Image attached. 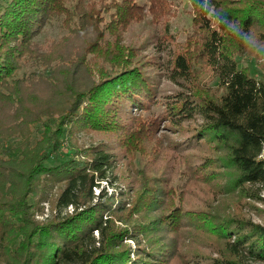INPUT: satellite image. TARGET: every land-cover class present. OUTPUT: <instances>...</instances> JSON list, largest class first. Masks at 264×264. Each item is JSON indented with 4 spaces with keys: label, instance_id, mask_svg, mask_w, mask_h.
Returning <instances> with one entry per match:
<instances>
[{
    "label": "trees",
    "instance_id": "16d2710c",
    "mask_svg": "<svg viewBox=\"0 0 264 264\" xmlns=\"http://www.w3.org/2000/svg\"><path fill=\"white\" fill-rule=\"evenodd\" d=\"M188 1L162 94L123 33L174 0H0V264H264L243 211L264 205V0ZM56 17L68 33L40 45ZM80 131L116 136L123 174Z\"/></svg>",
    "mask_w": 264,
    "mask_h": 264
},
{
    "label": "rangeland",
    "instance_id": "374dc122",
    "mask_svg": "<svg viewBox=\"0 0 264 264\" xmlns=\"http://www.w3.org/2000/svg\"><path fill=\"white\" fill-rule=\"evenodd\" d=\"M174 1L177 4L176 14L174 16L170 18L164 17V21L155 22L152 15H149L142 20L134 21L123 33L125 43L138 50V55L141 60L144 62H153L154 67L150 71V76L156 83L158 91L162 94L171 93L177 89L176 84L169 79L167 62L172 56V49L176 46L177 42L185 41L186 33L190 30L192 25L193 12L189 1ZM63 20L64 17L52 19L36 36V42L42 46H46L48 43L57 41L68 33V29L63 25ZM165 25H168V27ZM248 61V65L251 66L254 74L258 77H262L263 73L260 61L252 57H250ZM261 62H264V59H262ZM67 142L82 147L98 145L100 143L108 144L109 151L119 155L121 168L118 169V172L123 174L124 161L122 163V148L116 136L92 131H80L77 132L76 137H71ZM110 181L115 183V187H123L125 185L123 177H121V181L119 182L114 178L112 173L110 175ZM48 184L46 187L48 199L42 202V205L45 206V214L38 215L37 218L39 219H43L47 217V215H51L59 210L53 204L58 186L52 183ZM102 186L109 192L113 190V186L110 182H103ZM99 191L100 188L95 189L97 194ZM36 197L37 199L41 198V193ZM243 205V211L248 217L257 222L264 223V205L262 203L251 200L249 202L246 201Z\"/></svg>",
    "mask_w": 264,
    "mask_h": 264
}]
</instances>
